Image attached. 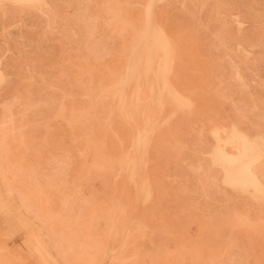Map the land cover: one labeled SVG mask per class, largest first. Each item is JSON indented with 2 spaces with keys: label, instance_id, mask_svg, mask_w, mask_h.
Masks as SVG:
<instances>
[{
  "label": "rangeland",
  "instance_id": "rangeland-1",
  "mask_svg": "<svg viewBox=\"0 0 264 264\" xmlns=\"http://www.w3.org/2000/svg\"><path fill=\"white\" fill-rule=\"evenodd\" d=\"M148 6L177 47L172 82L192 103L150 102L153 194L144 199L122 165L137 152L144 117L124 114L133 87L121 105L110 86ZM235 132L264 137V0H0V230L11 234L3 250L12 252L0 251L5 264H264V158L257 193L226 182L215 157L219 147L238 153ZM115 202L126 211L108 212ZM109 218L127 232L110 239ZM141 220L155 237L135 258L130 236Z\"/></svg>",
  "mask_w": 264,
  "mask_h": 264
},
{
  "label": "bare ground",
  "instance_id": "bare-ground-1",
  "mask_svg": "<svg viewBox=\"0 0 264 264\" xmlns=\"http://www.w3.org/2000/svg\"><path fill=\"white\" fill-rule=\"evenodd\" d=\"M16 1H32V0H16ZM37 1V0H36ZM126 1V0H125ZM148 1V0H147ZM158 1V0H157ZM39 2V0H38ZM128 4V3H126ZM147 4V3H146ZM40 6V5H39ZM146 6V5H145ZM152 6V4H151ZM151 6H148V8L146 9V19H145V23H144V26L142 27V29L140 30H137L138 34L137 35H134L136 36L134 39H136L134 42H131L133 43V45L131 46L130 44V51H129V56L128 58H125V60L128 59L127 61V64L126 62L124 63L126 65L125 69L124 67L122 68V70L124 69V71L119 75V73L113 77V75L111 74V76L114 78V82L111 84V91H112V96H115V97H118L119 100H118V103L120 101V104L121 105H125L126 101L128 100V93L127 91L129 90L128 88L130 87H133V89L131 90V93L132 95H130L129 93V97H131V102L133 103V108L132 110L130 111L129 109H126L127 111H125V115L126 117L128 118H132L135 116V114L137 112H141V115L144 117L143 119L145 120H142L144 123V127L142 129H138V133H137V137H136V153L135 155H133V153L131 154L133 157L131 158H126L128 160H125L123 161L122 165H126L127 166V169L130 170L129 173H130V179L134 182L136 188L142 193L144 199H148L152 194H153V186H152V183L150 181V178L149 176L147 175L146 173V166H147V160L145 158V156L147 155V151H148V147H149V144H150V140L152 138V135L153 133L155 132L156 130V126H155V123L152 121V117L153 116V113L151 114V111H155L156 109H154V106H151L150 105V102L153 101V103H156L158 104L159 106H164L165 102H166V97L168 98L167 100L169 101H172L174 102V104L177 105V107H185V106H189L192 102H191V99L183 94L172 82V76H171V73H172V68L174 67V63H175V58H176V51H177V47L173 41V39L167 34V32L165 31V29L159 25L155 19V16H154V12L152 10V7ZM155 6V5H154ZM108 7V6H107ZM110 7V6H109ZM144 7V6H143ZM118 11V10H117ZM119 11L121 12V9H119ZM145 11V10H144ZM119 14V13H118ZM115 16V15H114ZM113 18L116 19L117 16H115ZM122 17V15H121ZM112 18V19H113ZM111 19V18H110ZM123 19V18H122ZM143 19V20H144ZM125 20V19H124ZM127 21V20H125ZM124 21V22H125ZM122 23L123 24H126V22L124 23L123 21H118L117 23ZM128 22V21H127ZM118 25V24H117ZM129 26L131 25V23H128L126 24V26ZM143 25V24H142ZM141 25V26H142ZM116 26V25H115ZM125 26V28H126ZM133 24L129 27H132ZM115 28V27H114ZM133 28H135L133 26ZM132 28V29H133ZM123 32V29L121 30ZM120 31V32H121ZM121 32V33H122ZM120 36H123L120 35ZM128 36V35H127ZM126 45H124L125 47ZM122 47V46H120ZM129 46H126L125 48H127ZM129 50V48H127ZM123 50V49H122ZM125 50V49H124ZM126 50V52L128 51ZM124 53V51H122ZM125 52V53H126ZM128 53V52H127ZM126 53V54H127ZM128 55V54H127ZM114 56V55H113ZM127 57V56H126ZM118 60V59H117ZM106 64V63H105ZM107 65V64H106ZM115 66V65H113ZM108 67V65H107ZM91 68L89 67V70ZM107 70H109L107 68ZM113 70V69H112ZM111 71L109 70V73ZM119 72V71H118ZM121 72V71H120ZM88 73V72H86ZM85 73V74H86ZM94 72H92V74L88 73L90 76H93ZM113 73V72H112ZM87 74V75H88ZM115 75V74H114ZM96 76V74H95ZM94 76V78H96ZM98 77V76H97ZM116 77V78H115ZM84 78V77H82ZM93 78V77H92ZM112 78V79H113ZM98 79V78H97ZM97 79H93L95 82H98L96 81ZM84 80V79H83ZM81 80V81H83ZM93 80H92V83H93ZM79 82V81H77ZM84 82V81H83ZM82 82V83H83ZM91 83V84H92ZM84 84V83H83ZM98 84H100L98 82ZM102 84V83H101ZM100 84V88L101 90H105L102 88ZM90 85V84H89ZM88 85V86H89ZM94 84H92L91 86H93ZM87 86V85H86ZM88 86H87V89H88ZM90 86V87H91ZM97 83H96V87H97ZM95 87V85H94ZM92 87V88H94ZM104 87V86H103ZM106 87V86H105ZM109 87V86H108ZM106 87V90L107 88ZM147 88L149 89V93L151 92L152 95L151 96V100L148 101L146 100L145 103H143V100H142V97H143V92H144V88ZM98 91L101 92V90H99L98 88H96ZM95 89V91H96ZM94 89H92L93 91ZM110 90V89H109ZM87 91V90H86ZM90 91V90H89ZM88 91V92H89ZM94 94H96L97 92H94ZM103 93V92H102ZM88 94V93H86ZM92 94V93H90ZM98 94V93H97ZM96 94V95H97ZM100 94V93H99ZM70 96V94H69ZM106 96V95H105ZM166 96V97H165ZM81 97V96H79ZM85 97V95L83 96ZM87 97V95H86ZM96 98V96H94ZM132 97L134 98L132 100ZM88 98H91L92 100V95L91 97H89L88 95ZM95 98L93 100H95ZM114 98V97H113ZM147 98V97H146ZM150 98V97H149ZM148 98V99H149ZM152 103V102H151ZM152 103V104H153ZM170 103V102H168ZM155 104V105H156ZM173 104V103H172ZM94 105V104H93ZM157 105V106H158ZM118 106V105H117ZM130 106V105H129ZM128 106V102H127V107L129 108ZM157 106H155L156 108H158ZM92 107V105H91ZM123 107V106H121ZM119 107V108H121ZM153 107V108H152ZM94 108V107H93ZM126 107H123V111L125 110ZM163 108V107H162ZM182 108V110H183ZM188 108V107H187ZM191 108V107H190ZM190 108L188 109V111L190 112ZM160 109V108H159ZM159 109H157V111L159 112ZM181 109V108H180ZM62 110H65V109H62ZM121 112V110H120ZM156 112V111H155ZM162 112V111H161ZM160 112V113H161ZM157 113V112H156ZM154 113V115L156 114ZM61 114V113H59ZM73 114V113H72ZM90 114V113H89ZM122 114V115H124ZM159 114V113H158ZM76 116V115H75ZM63 117V115H62ZM67 116H65L66 118ZM72 118H77L76 117H71V121L73 120ZM126 118V119H127ZM68 119V118H67ZM74 119V120H75ZM82 119V118H81ZM80 119V120H81ZM84 119V118H83ZM72 121V122H75V121ZM79 120V119H77ZM76 120V121H77ZM128 120V119H127ZM84 122V121H81V123ZM167 122V121H166ZM100 123V122H99ZM132 123V122H131ZM136 122H134V125H135ZM137 124V123H136ZM133 125V124H132ZM136 132V131H135ZM17 137V136H16ZM23 137V136H22ZM21 137V138H22ZM233 138H236L238 139V153H235V154H232L230 152H228L226 149L224 148H221L219 147L215 153V157H216V160H217V163L220 164L225 173H226V182L236 186V187H239V188H242V189H248L250 187H253L255 189V191L257 193H262L263 192V189H262V182L260 180V177L259 175L255 172L257 167H256V163H258L259 161H261L263 158H264V137L262 136H247L243 133H239V132H235L233 134ZM16 139V138H15ZM21 142L22 139H20ZM18 143H19V140H17ZM91 140H89L88 142H90ZM135 141V140H134ZM3 143V142H2ZM23 144V143H21ZM20 144V145H21ZM102 144V143H101ZM134 144V145H135ZM2 148V147H1ZM130 149V148H129ZM134 150V149H133ZM132 150V151H133ZM141 150L140 154L139 151ZM80 151V150H79ZM135 151V150H134ZM129 152V151H128ZM81 153V156H82V152L80 151ZM128 154V153H127ZM130 155V156H131ZM25 157V156H24ZM93 157V155H92ZM98 157V156H97ZM96 157V158H97ZM106 157V156H105ZM94 158H95V155H94ZM93 158V159H94ZM98 158H101L98 157ZM97 158V160H98ZM102 159V158H101ZM101 159L98 160L101 161ZM125 159V158H123ZM109 160V158L107 159ZM117 160V159H116ZM119 160V159H118ZM95 160H93V163H94ZM104 161V160H103ZM102 161V163H104ZM111 161V160H109ZM108 161V162H109ZM119 162V161H118ZM91 163V162H90ZM100 163V162H99ZM112 163V162H111ZM111 163H108V164H111ZM120 163V162H119ZM107 164V161H106V164H104V166L107 168L106 165ZM95 167L97 169H100V167L98 168V166L100 164H98V166L96 165V162L94 163ZM94 165H92L94 167ZM103 166V165H102ZM103 166V168H104ZM111 166V165H110ZM108 165V167H110ZM102 168V169H103ZM112 168V167H111ZM111 168H108L111 169ZM126 168V167H125ZM126 169V170H127ZM127 170V171H128ZM119 172H120V169H119ZM119 172H118V175H119ZM117 175V176H118ZM9 178V177H8ZM129 178V177H128ZM96 185V184H95ZM99 187V186H98ZM102 187V186H101ZM100 188V187H99ZM106 188V187H105ZM135 188V189H136ZM97 189V188H96ZM103 189V187H102ZM108 189V188H107ZM104 190V189H103ZM106 191V190H104ZM21 197V196H20ZM19 197V198H20ZM28 199V197H27ZM118 199V198H117ZM256 199V198H255ZM262 199V198H261ZM264 199V198H263ZM142 200V198H141ZM117 202L118 201H121V200H116ZM114 202V201H113ZM68 203V202H67ZM116 203V202H115ZM114 203V204H115ZM120 203V202H118ZM116 203V204H118ZM112 205L113 208H110V207H107V208H110L108 209V212L109 211H126L125 209V205H123L124 207H120L119 204L118 206H115V205ZM138 205H141V204H138ZM115 206V207H114ZM139 207V206H137ZM140 209L142 208V205L139 207ZM87 211V210H86ZM139 211V209H138ZM101 212V211H99ZM102 214V217L106 218L108 220V215L106 216H103L105 211L101 212ZM111 213V214H110ZM109 213V216L112 215L113 212H110ZM136 213V211H135ZM107 214V210H106V213ZM114 214V213H113ZM236 213L234 212V215ZM239 214V213H238ZM235 215V216H239V215ZM136 215V214H135ZM97 217V215H95ZM116 216V215H115ZM100 217V216H98ZM96 218L98 220H100L99 218ZM111 217H114L113 215ZM110 217V218H111ZM102 218V220H103ZM104 220L105 221V226H106V223L108 222L107 220ZM109 218V219H110ZM117 218V216H116ZM115 218H112L110 219L112 221L111 223V227H110V230L109 232L110 236L111 237L110 239H112L113 237H116L120 232H122L123 234H125V232H127V227H126V224H122V222L118 221L117 219ZM122 218V216H121ZM95 220V218H93ZM124 218H122L123 220ZM240 219V218H239ZM238 219V221L241 223V225H244L240 220ZM85 220V219H84ZM98 220L96 222V224H98ZM126 220V219H124ZM123 220V221H124ZM89 221V219L87 220ZM107 221V222H106ZM142 221V220H141ZM138 221L137 222V226H136V229H135V232H136V238L134 239V237L131 235L130 237L133 238V243L135 242L134 240H138V245L137 244H134V245H137V251L135 253V258H138L141 254H143V251L147 249V247H149L148 249L150 250V248L152 247V243H151V239H153L155 237V234L153 233L151 227L145 225V223L142 221ZM86 222V221H85ZM90 223L93 224V220L91 222V220L89 221ZM162 222V221H161ZM89 223V224H90ZM102 222H100V225H101ZM133 223V222H132ZM164 223V222H163ZM240 223H239V226H240ZM88 224V223H86ZM135 224V222H134ZM95 225V224H94ZM93 225V226H94ZM104 225V224H102ZM128 225V224H127ZM246 225V224H245ZM85 226V225H84ZM100 229L101 226L97 225ZM104 226V227H105ZM90 227H91V224H90ZM163 227V225H162ZM96 228V227H95ZM122 230V231H120ZM131 230H133V228L131 227L130 228V233H131ZM120 231V232H119ZM162 230H160L161 232ZM168 231V230H166ZM88 233V231H86ZM129 233V234H130ZM164 233V232H163ZM165 233H168L170 234L171 232H165ZM89 234V233H88ZM109 234V233H108ZM132 234V233H131ZM172 234V233H171ZM11 234L8 233V232H4V234L1 233V230H0V243H1V249L0 251L2 253H5V254H8V253H12V252H8V251H5L3 249L6 248V244L4 242V240L8 239L9 236ZM87 236V235H86ZM1 238H2V241H1ZM89 238V237H88ZM87 238V239H88ZM173 238V237H172ZM94 239V238H93ZM115 239V238H114ZM113 239V240H114ZM117 239V238H116ZM87 241V240H86ZM110 241V240H109ZM84 242V241H83ZM95 245L97 246V241L94 239V242ZM100 242L98 241V244ZM120 243V242H119ZM137 243V242H135ZM86 244V242L84 243ZM111 244V243H109ZM126 247L128 246V244H130L127 240V243H126ZM87 245V244H86ZM93 245V244H92ZM108 245V244H107ZM120 245V244H119ZM174 245V244H173ZM98 246H101L102 248H100V250H103V247L104 245L102 246V244L98 245ZM106 246V245H105ZM93 247V246H92ZM136 247V246H135ZM94 248V247H93ZM107 248V246H106ZM113 247H111L110 250H113L112 249ZM178 248V247H177ZM70 249V248H69ZM105 249V248H104ZM179 249H181V247L179 246ZM183 249V248H182ZM148 250V251H149ZM84 251V249H83ZM82 251V252H83ZM147 251V250H146ZM184 251V250H182ZM0 252V253H1ZM85 252V251H84ZM118 252V251H117ZM99 253V252H98ZM106 253V252H105ZM123 253L122 251H120V254L119 252L116 253L117 256L119 255V257L121 258V256H123ZM116 254L112 255L110 254V256H115L116 257ZM148 252L145 253V255L143 256L144 259L145 257H147L148 255ZM3 255V254H2ZM18 256L22 257V258H26L24 255H22L21 253H18L17 254ZM106 255V254H104ZM121 255V256H120ZM13 257H15V255H11ZM109 256V257H110ZM113 257V258H115ZM6 258V257H5ZM107 258V257H106ZM111 258V257H110ZM109 258V260H110ZM112 258V259H113ZM124 258V257H123ZM134 258V259H135ZM4 259V258H3ZM0 260V261H3L1 262V264L4 263V260ZM108 259V258H107ZM132 257H131V261H132ZM7 260V259H6ZM5 260V261H6ZM20 260V259H19ZM29 260V259H28ZM53 260V259H52ZM121 262H123L125 259H120ZM106 261V259H105ZM83 262V261H82ZM133 262V261H132ZM10 264V262L7 260V264ZM86 263V262H85ZM105 263V262H104ZM125 263V262H124ZM127 263V262H126ZM125 263V264H126ZM5 264V263H4ZM87 264V263H86ZM136 264V263H134Z\"/></svg>",
  "mask_w": 264,
  "mask_h": 264
}]
</instances>
